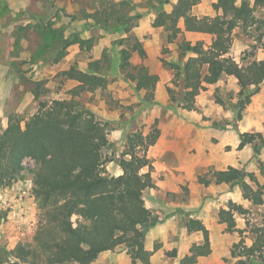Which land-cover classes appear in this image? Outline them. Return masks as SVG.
Wrapping results in <instances>:
<instances>
[{"label": "rangeland", "instance_id": "374dc122", "mask_svg": "<svg viewBox=\"0 0 264 264\" xmlns=\"http://www.w3.org/2000/svg\"><path fill=\"white\" fill-rule=\"evenodd\" d=\"M124 1L127 3V17L120 21L117 30L106 32L94 27L90 20L72 21L64 15V12L92 11L98 5V0H0V9L4 3V10H0V131L6 126L8 118L25 120L36 111L37 101L30 92L34 80L44 82L46 92L43 99L68 98L70 88L77 86L80 94L76 98L97 119L110 123L108 136L111 145L104 151L107 157H113V160L104 164L109 174L117 175L120 169V154L124 149L126 134H145L151 126L158 127L160 132L163 127L166 132L173 127L174 134H181L178 140L175 139L178 135H173L169 141H159L158 137L156 143L142 154L151 162L154 183L159 179L165 186L172 188H161L155 184L152 188L154 193L164 201L171 200L178 205L169 215L165 213L166 210L157 213L154 208H149L159 218H176L169 229L171 231L174 228L185 229L184 220L187 217L198 219L202 215L219 220L217 212L220 208H228L232 202L240 204L246 211L233 212L236 224L234 230L225 229L222 243L220 240L216 244V253L211 255L212 259L219 255L222 263L210 262L232 264L236 259L230 253L233 243L243 237L245 243L249 244L251 234L245 231L247 224L259 222L264 214V188L261 191L263 203L256 205L242 197L239 184L200 183L198 176L231 165L252 171L258 181L264 183V175L261 174V164H264V83L251 96L244 109L240 111L238 105L242 98L239 91L247 63L264 60V4L254 7L258 21L248 27L239 25L231 31V46L226 56L237 63V75H224L215 84L204 85L188 107L182 101V89L172 81L174 69L171 64L179 61V44L182 40L192 43L201 40L209 45L211 36L183 30L173 42L168 43L163 27L152 26L160 9L159 0ZM174 2L176 0H167L162 8L170 11ZM214 2L216 0H200L192 12L197 16H213L216 13ZM253 2L250 0L252 5ZM179 26L183 29L182 20ZM72 31H78L85 39L92 37V47L81 50L78 44H72L66 48L65 56L55 62L61 39ZM124 38H127L125 47L129 49L134 38L142 46L143 54L131 50L130 61L147 69L153 76L155 89L151 101H144L143 91L118 70L119 47L115 42ZM104 50L111 60L110 67L104 72L107 83L103 89L87 91L80 88L77 81L59 75L60 71L71 65L85 70L87 62L99 58ZM171 123H175V127ZM244 132L261 133L263 142L255 137L252 144L240 147V134ZM168 146L171 148L166 149L159 160L174 167L183 166L184 169H174L180 181H167L162 174L154 175L157 159L149 152L152 154ZM24 164L31 166L32 160L25 159ZM35 222L36 203L31 193V174L25 171L22 179L10 186L0 187V242L12 246L17 241L30 240ZM240 229L245 230L240 233ZM192 232H195L193 242L187 243L190 247L202 243V233ZM169 240L172 241V238L169 237ZM185 245L181 244L183 248ZM172 251L176 252V249L168 251L169 257ZM211 253L210 245L208 254L204 256H210ZM90 264L132 263L126 248L119 247L100 255Z\"/></svg>", "mask_w": 264, "mask_h": 264}, {"label": "trees", "instance_id": "16d2710c", "mask_svg": "<svg viewBox=\"0 0 264 264\" xmlns=\"http://www.w3.org/2000/svg\"><path fill=\"white\" fill-rule=\"evenodd\" d=\"M92 10L67 14L72 21L83 19L106 32L117 30L120 21L127 17L124 0H98ZM200 0H176L170 11L162 8L167 0H159L152 26L163 27L166 41L173 42L185 31L209 34L211 41L179 44V61L172 63L173 83L182 89V101L190 107L191 99L204 85L215 84L224 75H237L238 65L226 54L231 46V31L242 25L248 27L258 19L254 14L257 4L264 0H216L213 16H197L192 8ZM0 10H4V3ZM257 19V20H256ZM182 20L183 29L179 26ZM91 23V22H90ZM90 25V24H89ZM91 25V26H92ZM43 26V25H41ZM264 35V32L263 34ZM127 38L119 39L117 65L124 78L143 91L144 101L154 98L155 82L151 73L130 61L131 50L143 54L136 38L130 49L125 47ZM78 44L89 50L93 38H83L72 31L61 39L55 62L61 60L66 48ZM264 47V42H263ZM111 58L104 50L99 58L89 60L85 70L71 65L59 72L64 79L75 80L87 91L103 89L107 79L104 72L110 67ZM31 93L37 101L36 111L28 118L10 117L0 131V187L10 186L31 174V193L36 203V222L30 240L17 241L12 246L0 242V264H90L104 251L126 248L132 264H153L152 251L144 247L146 231L160 218L145 205L144 191L155 187L151 162L142 154L156 143L160 130L126 134L124 149L120 154L121 173L109 174L104 164L113 160L105 150L110 148L109 122L101 121L76 97L77 86L70 88L68 98L43 99L46 92L43 80L31 82ZM264 83V60H251L240 84L239 110L244 109L251 96ZM171 91V90H170ZM239 146L252 144L255 137L263 142L261 133H241ZM32 165L25 166L24 160ZM264 175V164H261ZM200 183L239 184L242 197L259 205L263 203L261 184L252 171L227 166L199 175ZM246 211L240 204L229 203L228 208L217 212L226 231L235 228L233 212ZM245 231L251 234L250 243L242 237L233 243L230 253L236 257L232 264H264V214L257 223H249ZM184 226L188 232L200 231L202 243L192 245L178 264H194L199 256L208 254L210 243L204 224L197 218L187 217ZM240 229V233L244 231ZM172 256L175 251L170 252Z\"/></svg>", "mask_w": 264, "mask_h": 264}, {"label": "crops", "instance_id": "0c3cea01", "mask_svg": "<svg viewBox=\"0 0 264 264\" xmlns=\"http://www.w3.org/2000/svg\"><path fill=\"white\" fill-rule=\"evenodd\" d=\"M171 124L175 127V123ZM167 131L168 132H166L164 127L161 129L159 141H169V138L173 137V135H178L174 134L175 129L173 127L169 128ZM180 136L181 134H179L175 139L178 140L177 138ZM170 148L171 146H168L167 148L163 147L152 154H150L149 152V155H152L155 157V159H157L155 161L156 165L154 164L156 170L154 175L162 174L167 181H180V178L177 177V173H174V169H184L183 166L177 165L176 167H174L159 160L166 149ZM119 173H121L120 169L118 170L117 174ZM155 184L161 188L166 187L167 189H172L169 186H165V183L159 179H157ZM143 198L145 201V205L147 207L154 208L157 213H161L162 211L164 212L166 210L165 213L169 215L170 211L177 208L178 205H175V203L171 200H168L169 202L164 201L158 194L154 193V190L152 188H150V190L147 192L144 191ZM168 206L172 207L170 208L171 210L168 209ZM198 219L202 221L205 228L208 230L212 253L207 257L199 256L196 263L194 264H210V262L214 261H219L220 263H222V261H220L219 255L217 257H214L213 259L211 258V255L216 253V249L218 247L216 244H218L220 240L222 243L221 237L226 235L225 224L220 222L216 217L207 218L205 216L199 215ZM175 220L176 218H170L166 220V218H163L162 216L160 217V221H158L154 226L150 227L146 231L144 247L147 250L153 252L151 255V262L153 264H169V262H171L172 264H178V260L188 253V249L190 246H187V243L193 242L192 238L195 232L189 233L186 228L180 230L178 228H174V230L172 229L171 231H169V229L172 227L171 225L175 223ZM169 237L172 238V241L169 240ZM182 243L186 244L184 248L181 246ZM169 245H171V247ZM172 249H176V255H171L169 257L168 251H171ZM107 252L110 251H104L100 253L96 259H98L100 255H103Z\"/></svg>", "mask_w": 264, "mask_h": 264}]
</instances>
